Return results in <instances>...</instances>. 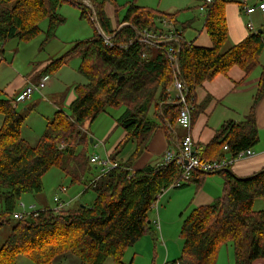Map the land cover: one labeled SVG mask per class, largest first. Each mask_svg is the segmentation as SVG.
Masks as SVG:
<instances>
[{"label": "trees", "instance_id": "trees-1", "mask_svg": "<svg viewBox=\"0 0 264 264\" xmlns=\"http://www.w3.org/2000/svg\"><path fill=\"white\" fill-rule=\"evenodd\" d=\"M109 1L93 2V13L78 7L82 18L91 21V15L96 16L114 47L108 48L96 33L91 39L75 42L68 53L42 69L38 79L55 75L68 60L79 57L78 72L87 83L76 86V98L69 106V113L56 111L35 145L22 137L26 116L17 104L0 100V114L4 116L0 128V206L3 207L0 230L11 227L0 249V264H17L19 256L35 264H54L64 254L76 256L81 264H105L109 259L124 264L128 250L150 233L149 213L160 196L181 179V170L173 163L134 167L148 151L159 125L169 133L177 122L180 107L167 103L172 97L175 73L168 58L169 49L174 47L179 51L180 75L193 106L192 126L206 105H197V89L219 75L227 76L234 67L240 68L246 79L260 66L264 29H260L262 35L258 30L240 44L230 46L224 0H216L206 14L211 48L185 41L178 30L177 14L135 4L127 9L122 21L126 25L113 31L105 14ZM66 3L64 0H0V64L8 41H32L42 33L40 25L44 21H48L45 42L52 40L57 28L66 22L59 14ZM162 20L172 23L174 35L180 38L179 45L169 43L156 48L136 40V30L162 32ZM122 77L124 81L119 83ZM263 96L264 67L250 113L242 122L226 121L221 125L203 156L201 152L204 160L235 157L259 144L254 110ZM111 109L123 110L116 120V129L121 128L124 137L109 155L118 168L103 175L94 186L98 171L85 185L83 194L95 193L92 206L70 205L61 213L46 206L37 214H26L16 220L15 210L22 196L42 193L43 177L52 168L69 178L71 186L80 185L93 172L92 156L88 155L91 140L80 138V131ZM153 117L158 118V123ZM84 141L86 145L78 152ZM131 142L136 144L134 153L128 160L119 161L120 151ZM212 175L224 178L223 194L213 205L195 208L183 222L181 255L168 264H216L220 248L227 244L232 245L234 264L264 260V210H253L255 201H264V168L246 178L225 170L212 174L195 171L190 183L199 187Z\"/></svg>", "mask_w": 264, "mask_h": 264}, {"label": "rangeland", "instance_id": "rangeland-1", "mask_svg": "<svg viewBox=\"0 0 264 264\" xmlns=\"http://www.w3.org/2000/svg\"><path fill=\"white\" fill-rule=\"evenodd\" d=\"M134 1L136 0H117L119 7H124L128 3L132 4ZM155 1L156 0H152L149 3H154ZM165 1H168V3L174 5L173 7L175 9H184L190 1V9L185 11V13L194 12L195 15H198V10L195 9L196 6H199V4L202 6L203 3H200L199 0ZM176 2L178 3V5L176 4L177 6L175 5ZM123 9L124 8H119V17L123 15ZM77 12H79V14ZM59 14L63 18H66V22L65 24L57 28L55 37L52 40L45 42V33L48 29V21H44L40 25L42 33L32 41L22 42L19 40H11L6 43L5 52L3 54V59L5 58V62L0 65V85H4L11 81L15 76V71L17 70H19L23 76L26 75L25 73H30L33 69L31 62H42L46 58L58 59L68 53L75 42L91 39L96 35V33L99 35L98 30L94 28V25L89 20L80 19V10L76 7V5L70 3L64 4L61 7V11L59 12ZM251 18L252 19L250 20V22L253 26H255L256 31L264 28V15H261V13H257ZM257 18L258 20L256 21ZM11 53H15L17 55L13 64V69L9 68V66L5 64L7 62V56ZM28 60L31 61L29 65L27 63ZM9 63L10 60L8 61V64ZM80 64L81 59L79 57H73L68 60V62L64 66H62L61 69L53 76L57 84H60V81L66 84V86L64 87H69V92L67 90H62V93H64V95L62 96L64 98H61V100H59V105H61L63 111L66 113H69L70 111L67 102L70 100L72 94L75 93L74 86L84 85L86 83V79L78 72ZM263 67L264 53L262 54L260 59V66L253 72L252 76H258L261 73ZM72 85H74L73 88H70L72 87ZM45 91L43 90L42 94L43 96L45 95L46 98H42L44 101L41 100L40 102H42L43 104H47L46 112L42 109L40 110L39 107L32 113L33 108H27L30 104H32L34 99L37 98L39 94H35L31 100L17 104L18 110L26 116V120L27 116L30 113L32 114L30 119L25 122V125L22 129L23 137L28 139L31 145L36 144V140L40 136H42L45 131L47 119L51 120L55 113V110H53L52 104L50 103V97ZM171 93L172 97H175L176 92L174 89L171 90ZM66 99L67 102L65 103ZM167 103L169 104V102ZM122 112L123 110L111 109L107 113L100 115L93 123L86 124L84 130L80 131V138L86 137L88 139V142L90 140L94 141L89 145L88 148V155L90 157L93 155H97L104 158L108 152L112 153L113 150L122 141L124 137V131L121 128L116 129V120L121 116ZM152 119L156 123H158L159 121L156 117H153ZM159 126L160 129L164 130L162 124H160ZM32 128L33 130L31 131ZM176 129H178L176 125H174L173 128L171 127V130L169 132L171 135H169V138L172 137L173 140L178 138L179 135L178 133L176 135ZM169 133H167V135ZM95 143H103L104 146L102 145L99 148L94 149L93 145ZM172 143L173 142H171V144ZM84 145H86V142L80 144L77 151L80 152ZM169 149H172V147H169ZM133 151L134 145L132 143L127 144L120 151L118 160L122 162L126 161L130 154L133 153ZM164 158L165 154L161 160L159 159L160 161L158 160L156 162H153V164L164 162ZM91 166L93 172L87 174L84 181L77 186H71L69 178H67L57 168H52L43 177V192L40 194L23 195L16 206L15 212L22 213L24 211L21 206L22 204L25 205L26 211H29V208L31 206H35L36 210H41L46 206L52 208L54 206L55 197H59L64 201L71 200V206H92L95 200V193L93 191H88L87 193L83 194V192L85 190V185L90 180H92L96 174H98L100 166L94 164H91ZM95 168L98 169L96 170ZM232 168L233 167H231V169ZM207 180L218 182V184H211L210 186H208L207 183L205 185L207 186V188L211 187L212 189L210 188V190H213L216 195H219L218 197H221L223 194L224 178L221 175H212L207 176ZM194 185L196 184L188 182L183 187L177 189H169L160 196L157 204L155 205V208H153V210L149 213V220L151 222V224L149 225L150 233H148L147 236L143 237L133 248L128 250L126 256L123 259L124 264H164L167 259L168 263H171L180 257L182 251V225L183 222L192 213V211L196 208ZM62 188L67 189V192L62 193ZM74 198L76 199L75 201H73ZM67 209L68 206L65 210ZM2 210L3 207L0 206V212ZM253 210H264V201H255ZM10 228L11 227L8 226L7 228L0 230V249L10 235ZM232 250L233 248L231 244H227L222 247L221 258L223 260H220L221 264H228V260H231V258H233ZM17 264L35 263L24 256H19L17 258ZM54 264H81V262L74 255L64 254L58 257L55 260ZM105 264L117 263L109 259L105 262Z\"/></svg>", "mask_w": 264, "mask_h": 264}, {"label": "crops", "instance_id": "crops-1", "mask_svg": "<svg viewBox=\"0 0 264 264\" xmlns=\"http://www.w3.org/2000/svg\"><path fill=\"white\" fill-rule=\"evenodd\" d=\"M89 1L92 3V5L93 2H101V0H89ZM151 1L152 0H136L132 4H135L136 6L141 8L153 9L166 14H177L176 19L178 22V30L182 32L185 41H187L188 43H193V45L197 47H202V48L212 47L211 39L205 27L206 14L200 11V7H201L200 4L195 8L198 10V15H195L194 12L185 13V11L190 9L191 6L190 1L184 9H175L173 7L174 5L168 3V1L165 0H156L154 3H149ZM199 1L200 3L203 2V0H199ZM224 1L227 2L226 21L228 27L229 45L230 46L238 45L252 34V32L248 29V24L251 23L250 22V20L252 19L251 17L255 16L257 13H261V15H264V12L257 10L253 14L248 16L244 13L243 8L256 7L261 2H264V0H224ZM176 4L178 5L177 2L175 3V5ZM130 5L131 4L128 3L124 7H119L117 0H111L108 3H106L105 14L110 20L113 31L119 29L121 26L124 25L122 24V21ZM76 7L79 8L78 6ZM119 8L121 9L124 8L123 13L121 12L123 14L121 15V17H119L120 14ZM79 10H80V19L86 20L81 17L82 11L80 8ZM60 11L61 9L59 10V12ZM77 13L79 14V12ZM257 20L258 18L256 19V21ZM120 24L122 25L120 26ZM258 24H263V23H258ZM253 27L255 28V26ZM94 28L97 29L95 25ZM4 52H5V47H4ZM16 56L17 55L15 53H11L10 55L7 56V62L5 64L9 66V68L11 69H13V64L15 62ZM9 60L10 63L8 64ZM53 60L55 59L46 58L42 62H36V63H33L28 60L27 61L28 65L30 62L32 63L31 64L33 66L32 71L30 73H25L26 74L25 76H23L19 70L15 71V76L12 78L11 81H9L4 85L3 84L0 85V100L8 99V100H12L16 104L21 103L20 95L22 91L29 84L37 83L39 80L38 77L42 72V69L46 67L48 64H50ZM3 62H5V58ZM3 62L0 65H2ZM252 74L248 78L244 79L245 78L244 72L240 68L234 67L228 72L227 76L219 75L214 80L204 83V85L201 88L197 89L196 91L197 105H204L205 103L206 105L204 107L203 113H201L198 116V118L194 121L191 134L196 144L200 147L202 156H203V152L205 151V148L211 143V141L213 140L216 134V131L221 127V125L224 122L226 121L242 122L244 121L246 116L250 113L251 107L253 105L254 97L257 93L258 82L261 73L258 76H252ZM53 76L48 78L47 86L45 87L46 91L45 89L44 91L49 95L52 108L56 112L58 110H63L61 105H59V100H61V98H64L62 96L64 95V93H62V90L68 91L69 87H64L66 86V84L60 81H59L60 84H57ZM73 86L74 85H72V87L70 88H73ZM75 88L76 86H74V90ZM42 93L39 94L38 97L34 99V101L32 102V104L29 105V107H27V108H33L32 113L35 110H37L39 107L40 110L42 109L46 112L47 104H43L42 102H40L41 100L44 101L42 98H46L45 95L43 96ZM75 98H76V93L72 94L68 102L66 99L65 103L67 102L68 106H70V104L74 101ZM254 115H255L256 125L259 130L260 142L256 146V148L253 149L255 155L252 158L238 161L232 166L233 168L231 169V171L234 173L235 176L239 178L250 177L264 168V96L260 99V101L256 105L254 110ZM31 116L32 114L30 113L27 116V120L30 119ZM49 120L50 119H47L46 124ZM3 122H4V116L0 114V128L3 125ZM32 130L33 128L31 129V131ZM175 132L176 135L178 133L179 136L178 138L173 140L172 137L169 138V135H171L170 133L167 135V133L163 129L158 130L153 140L151 141L148 151L143 154V156L138 160V162L134 167L136 169H139L146 166L149 163L153 164V162L162 159V157L164 156L167 149H169V147L177 148L178 140L180 142L183 139V137L186 135V132L181 129H176ZM22 137H23V130H22ZM24 139L28 141V139L26 138ZM38 139L36 140V143ZM171 142L173 143L171 144ZM131 143L134 145V151H135L136 144L134 142ZM133 153H131L130 156ZM110 154L111 153L109 152L107 153V155ZM130 156L128 157V159L130 158ZM206 183L208 184V186H210L211 184L212 185L218 184V182L215 181L214 182H212L211 180L208 181L206 177L205 181L202 183L201 186L198 187L197 185H194V192H195L194 197L196 200V208L213 205V203L219 196L216 195V193L213 190H210L211 187L207 188V186L205 185ZM222 247L219 250L216 264L219 263L221 264L220 260H223L221 258ZM164 264H168V259L167 261H165ZM228 264H234V253H233V258H231V260H228ZM254 264H264V260L256 261Z\"/></svg>", "mask_w": 264, "mask_h": 264}, {"label": "built area", "instance_id": "built-area-1", "mask_svg": "<svg viewBox=\"0 0 264 264\" xmlns=\"http://www.w3.org/2000/svg\"><path fill=\"white\" fill-rule=\"evenodd\" d=\"M67 3L74 4L77 6H81L88 12H94V7L89 0H64ZM216 0H203V4L200 7V11L204 14H207L208 7L212 6ZM264 12V2H261L256 7H245L243 11L246 15H251L255 11ZM91 21L95 24L99 35L103 38L105 45L112 49L114 47L111 39L107 37L102 30H100V26L97 22L96 16L93 14L91 15ZM124 24L123 26H125ZM121 26V27H123ZM161 27L163 28L162 32L159 34H152L146 30L144 31H137L135 32V37L138 42L145 45H150L156 48L161 47L164 44L174 43L179 45L180 38L174 35V26L168 20H162ZM248 29L254 33L256 32L255 28L251 23L248 24ZM178 50L174 47H171L168 51V58L171 64L174 67V81H173V88L176 92L175 97L169 98L168 102L170 104H174L180 107L179 115L177 118L176 126L178 129L184 130L186 135L183 139L177 143V148H172L166 151L164 163L166 164H175L181 170V179L179 182L171 186V189H177L183 187L185 184L190 182L193 172L201 171L203 173H216L219 171H224L228 168H231L236 162L252 158L255 154L253 150H247L238 153L235 157H225L220 160L211 161V160H204L201 157V149L196 144L192 134V111L193 106L189 103V94L188 90L185 86L184 81L180 75V68H179V57H178ZM48 82V77L41 78L35 84H29L21 93L20 95V102H25L31 100L35 94H41L45 89ZM82 131L84 130L81 129ZM94 142V141H93ZM104 146L103 143H95L93 145L94 149L99 148L100 146ZM63 148V146H62ZM225 152L228 151V147L224 148ZM91 164L100 166V174L97 179L92 183V185H96V182L99 178L103 175L107 174L109 171L118 168V164L114 163L110 160L109 155L106 154L104 158L93 155L90 160ZM62 193H66V189H61ZM71 200H61L59 197H55L54 199V206L51 208L52 211L55 213H61L66 211V207L70 206ZM23 208L22 213H16L14 218L16 220H21L24 215L26 214H37L40 210H36L35 206H31L29 211L25 210V205H21Z\"/></svg>", "mask_w": 264, "mask_h": 264}, {"label": "water", "instance_id": "water-1", "mask_svg": "<svg viewBox=\"0 0 264 264\" xmlns=\"http://www.w3.org/2000/svg\"><path fill=\"white\" fill-rule=\"evenodd\" d=\"M100 30H101V28H100ZM258 33L260 35H262L263 34V31L262 30H259ZM122 81H124V78L123 77L120 79V82L119 83H122ZM92 142H93V140L90 141V143H92ZM225 171H227L228 173H231L230 170H225ZM220 172H223V171H220ZM148 224H151V222L149 221Z\"/></svg>", "mask_w": 264, "mask_h": 264}]
</instances>
